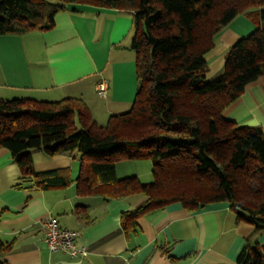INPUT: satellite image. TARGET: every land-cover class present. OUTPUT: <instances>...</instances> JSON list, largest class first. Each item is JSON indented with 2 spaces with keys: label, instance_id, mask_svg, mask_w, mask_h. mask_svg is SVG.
<instances>
[{
  "label": "trees",
  "instance_id": "1",
  "mask_svg": "<svg viewBox=\"0 0 264 264\" xmlns=\"http://www.w3.org/2000/svg\"><path fill=\"white\" fill-rule=\"evenodd\" d=\"M106 7L132 14L130 49L136 91L130 108L98 125L81 98H0V147L23 176L43 187L66 184L59 171L36 172L32 150L48 156L77 151L79 194H141L121 214L133 229L140 215L179 202L188 210L226 201L237 221L264 232V131L225 119L245 86L264 74V0H0V34L47 31L63 10ZM240 14L256 24L207 80L206 54L215 36ZM152 161V181L119 179L117 158ZM248 195V196H246ZM247 197V198H246ZM6 246L0 241V255ZM236 264H264V241L242 248ZM0 264H7L0 258Z\"/></svg>",
  "mask_w": 264,
  "mask_h": 264
},
{
  "label": "crops",
  "instance_id": "2",
  "mask_svg": "<svg viewBox=\"0 0 264 264\" xmlns=\"http://www.w3.org/2000/svg\"><path fill=\"white\" fill-rule=\"evenodd\" d=\"M264 8V6H262ZM247 15L235 17L215 36L206 54L207 80L223 69L225 55L241 37L255 29ZM132 14L113 8L63 10L47 31L0 34V98L58 100L89 98L104 79L108 90L105 114L111 105L130 106L136 91L134 53L130 49ZM225 119L264 131V74L247 84L224 111ZM96 121V120H95ZM97 122V121H96ZM79 153L48 156L32 150L36 172L59 171L66 184L43 187L23 176L9 150L0 147V255L7 264H236L251 242L254 226L237 221L226 201L188 210L179 202L140 215L133 229L121 226V214L145 202L141 194L105 197L103 187L79 194ZM56 217L61 227L79 233L83 256L71 257L45 246L39 220Z\"/></svg>",
  "mask_w": 264,
  "mask_h": 264
},
{
  "label": "built area",
  "instance_id": "3",
  "mask_svg": "<svg viewBox=\"0 0 264 264\" xmlns=\"http://www.w3.org/2000/svg\"><path fill=\"white\" fill-rule=\"evenodd\" d=\"M108 84L104 79H100L95 84L97 96L105 98L107 95ZM39 228L43 242L50 252L62 251L71 257L83 256L86 247L77 242L79 233L58 224L55 216L48 213L39 220Z\"/></svg>",
  "mask_w": 264,
  "mask_h": 264
},
{
  "label": "rangeland",
  "instance_id": "4",
  "mask_svg": "<svg viewBox=\"0 0 264 264\" xmlns=\"http://www.w3.org/2000/svg\"><path fill=\"white\" fill-rule=\"evenodd\" d=\"M105 101L98 98L96 95H93L89 98V104L91 108V115L97 121L98 125H104L108 116L105 114ZM116 110L115 113H122L127 111L130 106L123 105H111ZM80 160V156L77 158ZM116 175L119 179L135 176L142 183H149L152 181V161L146 158H117L115 161ZM248 196V195H246ZM247 198V197H246ZM254 240L264 241V232L256 231L253 234L252 243Z\"/></svg>",
  "mask_w": 264,
  "mask_h": 264
}]
</instances>
